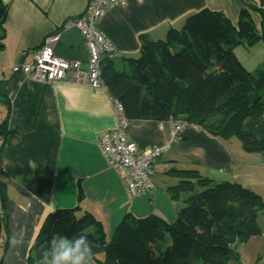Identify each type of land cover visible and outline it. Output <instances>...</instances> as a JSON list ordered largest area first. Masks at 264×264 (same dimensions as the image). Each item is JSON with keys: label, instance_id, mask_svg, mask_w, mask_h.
<instances>
[{"label": "crops", "instance_id": "crops-1", "mask_svg": "<svg viewBox=\"0 0 264 264\" xmlns=\"http://www.w3.org/2000/svg\"><path fill=\"white\" fill-rule=\"evenodd\" d=\"M0 2L7 7L0 30V97L10 101V107L0 102V124L9 117L10 132L0 157V179L8 188L10 239L5 251L0 235V264H29L46 218L58 209L75 207L80 185L85 193L82 207L102 222L109 240L127 214H158L175 221L188 197L172 196L170 189L182 180L178 172L238 183L264 200V153H248L237 138L210 137L194 126L159 159L155 189L144 197H131L100 147V135L117 128L109 93L65 81L44 84L9 71L32 61L46 38L63 34L69 20L84 14L88 0ZM243 8L240 0H126L108 9L100 27L118 52L113 66L118 68V60V69H129L128 59L140 54L142 35L165 39L171 29H181L189 15L204 9L221 11L237 24ZM252 16L260 26V16ZM172 129V121L135 120L127 134L144 150L167 143ZM1 204L0 195V209ZM259 225L262 234L241 246L239 260L231 264H264V214Z\"/></svg>", "mask_w": 264, "mask_h": 264}, {"label": "trees", "instance_id": "trees-1", "mask_svg": "<svg viewBox=\"0 0 264 264\" xmlns=\"http://www.w3.org/2000/svg\"><path fill=\"white\" fill-rule=\"evenodd\" d=\"M240 1L244 8L237 24L221 11L204 9L189 15L183 27L171 29L165 39L142 35L140 54L128 59L129 69L115 68L111 61L103 66L107 92L122 103L130 121L180 119L210 137L237 138L248 153H264V68L247 70L235 53L240 47L264 43V0ZM252 13L260 16V26ZM6 16L7 7L0 2V30ZM0 102L10 107L9 100L0 97ZM8 123L9 117L0 124V157L10 133ZM178 173L182 180L170 189L172 196L179 199L185 193L188 197L176 220L170 222L158 214H127L111 240L102 222L82 207L85 193L80 185L75 207L58 209L46 218L29 264H38L57 233L87 234L93 243L91 264H231L239 260V248L262 234V196L241 184L216 182L198 172ZM0 195V235L6 251L8 188L1 179Z\"/></svg>", "mask_w": 264, "mask_h": 264}, {"label": "built area", "instance_id": "built-area-1", "mask_svg": "<svg viewBox=\"0 0 264 264\" xmlns=\"http://www.w3.org/2000/svg\"><path fill=\"white\" fill-rule=\"evenodd\" d=\"M125 1L88 0L84 14L66 23V30L78 28L82 32L89 58L87 68H84L80 61H70L56 55L62 37V34L58 33L46 38L32 61L16 64L9 71L12 74H24L44 84L65 81L107 91L102 80L104 62L114 60L118 52L102 31L100 21L110 7ZM111 100L117 128L100 135V147L110 166L122 176L131 197L141 198L155 189L154 177L159 159L168 153L174 144L181 141L182 134L189 125L180 119L171 120L173 129L170 140L162 146L141 150L128 137L127 129L131 121L124 106L118 100Z\"/></svg>", "mask_w": 264, "mask_h": 264}, {"label": "clouds", "instance_id": "clouds-1", "mask_svg": "<svg viewBox=\"0 0 264 264\" xmlns=\"http://www.w3.org/2000/svg\"><path fill=\"white\" fill-rule=\"evenodd\" d=\"M93 243L87 234H54L38 264H91Z\"/></svg>", "mask_w": 264, "mask_h": 264}, {"label": "water", "instance_id": "water-1", "mask_svg": "<svg viewBox=\"0 0 264 264\" xmlns=\"http://www.w3.org/2000/svg\"><path fill=\"white\" fill-rule=\"evenodd\" d=\"M56 55L66 60L88 63V51L80 29L72 28L63 32Z\"/></svg>", "mask_w": 264, "mask_h": 264}, {"label": "rangeland", "instance_id": "rangeland-1", "mask_svg": "<svg viewBox=\"0 0 264 264\" xmlns=\"http://www.w3.org/2000/svg\"><path fill=\"white\" fill-rule=\"evenodd\" d=\"M235 53L247 70H251V69L257 70L260 68H264V43L263 42L259 43L253 48L240 47L235 50ZM115 65H117V67L120 68V62L118 60L115 63ZM101 256H105V255L102 254Z\"/></svg>", "mask_w": 264, "mask_h": 264}]
</instances>
